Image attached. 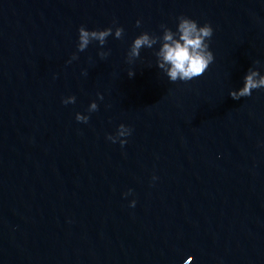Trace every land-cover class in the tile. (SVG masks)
Here are the masks:
<instances>
[{"label":"water","instance_id":"obj_1","mask_svg":"<svg viewBox=\"0 0 264 264\" xmlns=\"http://www.w3.org/2000/svg\"><path fill=\"white\" fill-rule=\"evenodd\" d=\"M180 15L213 28L202 76L126 62ZM253 66L264 0H0V264H264V89L228 95Z\"/></svg>","mask_w":264,"mask_h":264},{"label":"clouds","instance_id":"obj_2","mask_svg":"<svg viewBox=\"0 0 264 264\" xmlns=\"http://www.w3.org/2000/svg\"><path fill=\"white\" fill-rule=\"evenodd\" d=\"M175 30L161 24L160 34H149L142 32L135 37L126 54V62L131 64L138 59L142 48L153 49V56L155 58V66L163 73L169 82H190L193 79L202 76L208 67L214 61V55L209 48V41L213 35V28L210 24H198L196 20L184 15L176 18ZM115 24V21L113 22ZM136 25H140V20L136 21ZM77 37V51L83 52L92 42H96L100 48L105 45L106 39L111 35L116 39H120L124 29L122 27L105 28L103 30H87L81 26L78 30ZM97 55L104 59L109 55L107 51H98ZM78 59L76 54H73L67 63ZM254 65H259V61H254ZM86 75V73H82ZM129 77L133 75V71H128ZM264 89V72L259 67H250L242 80V86L238 89L230 90L228 95L233 100H239L244 97L251 96L254 90ZM97 99L102 100L103 97L98 93ZM75 102L74 96H69L62 100V103L72 104ZM98 105L95 101L91 102L87 108L88 113L95 112ZM88 115L77 113L75 120L77 122L87 123ZM131 128L120 124L115 134L108 135L107 140L112 143L117 141L121 147L124 146L126 140L123 139L131 135ZM156 177H153L155 180ZM129 192L123 195L127 196ZM135 205V201L130 202V207Z\"/></svg>","mask_w":264,"mask_h":264}]
</instances>
